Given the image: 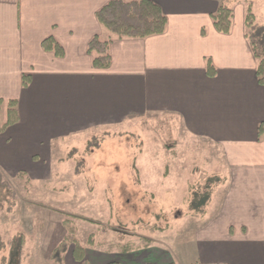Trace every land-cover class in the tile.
<instances>
[{"label": "crops", "instance_id": "crops-1", "mask_svg": "<svg viewBox=\"0 0 264 264\" xmlns=\"http://www.w3.org/2000/svg\"><path fill=\"white\" fill-rule=\"evenodd\" d=\"M110 1L0 0V114L5 123L7 102L16 100L20 118L0 133V174L48 180L53 165L68 159H56L60 147L83 135L124 134L147 116L169 118L187 137L220 149L232 169L230 183L222 178L213 191L228 185L225 198H212L203 218L190 216L200 226L195 263L264 264V86L246 35V5L232 1L225 35L212 20L225 0H150L167 17L164 34L114 39L110 68L98 70L87 46L96 35L108 38L96 13ZM50 37L63 57L44 51ZM83 248L87 264H175L166 246L123 256ZM73 250L65 264H81Z\"/></svg>", "mask_w": 264, "mask_h": 264}, {"label": "rangeland", "instance_id": "rangeland-1", "mask_svg": "<svg viewBox=\"0 0 264 264\" xmlns=\"http://www.w3.org/2000/svg\"><path fill=\"white\" fill-rule=\"evenodd\" d=\"M241 2L259 26L254 38L264 44V0ZM107 39L104 33L102 40ZM174 127L169 118L147 116L130 124L128 133L82 134L84 139L60 147L56 159L72 161L54 164L51 179L23 173L8 179L12 192L0 186V264H56L51 255L69 227L82 247L106 255L123 256L128 248L153 244L166 246L175 264H196L200 226L186 200L215 190L214 177L230 183L232 169L220 149ZM227 188L217 191L213 202L224 199ZM17 236H22L21 249L12 247Z\"/></svg>", "mask_w": 264, "mask_h": 264}, {"label": "trees", "instance_id": "trees-1", "mask_svg": "<svg viewBox=\"0 0 264 264\" xmlns=\"http://www.w3.org/2000/svg\"><path fill=\"white\" fill-rule=\"evenodd\" d=\"M233 0H225L221 2L218 11L212 15V20L215 29L221 34H230L233 25V8L231 6ZM98 23L108 33V39L102 40L99 35L94 36L87 46V53L93 58L94 67L98 70H107L112 64L110 54L111 43L114 39H145L151 36L162 35L166 31L168 20L158 5L150 0H114L107 3L96 13ZM247 37L249 38L254 56L258 61L256 75L258 81L264 86V44L254 38L253 33L258 30L255 18L248 10L246 16ZM205 33V31H204ZM42 47L46 52H52L56 57L61 58L64 55L63 48L52 37L46 39L42 43ZM207 73L209 76H214L216 69L211 60L207 63ZM25 78V77H24ZM29 77H26L24 86L28 85ZM4 102L0 101L3 105ZM20 118L18 113V102L11 100L7 102V120L4 123L3 117L0 114V133L5 132L9 127L18 124ZM264 134V124L259 126L260 137ZM81 163L77 164L75 174L80 175ZM169 167L166 169L168 172ZM219 178L214 177L211 183L215 188L219 185ZM0 186L6 187L8 192H12L10 184L4 180L0 174ZM212 190H207L204 193H195L194 199H187V205L190 208V213L194 217L203 218L206 215V209L209 206L212 196ZM14 197V194H11ZM69 235L65 241L60 243L53 251L51 258L56 264H65V257L73 247V256L76 261L81 264H87L83 261L85 258V249L78 243L75 238V230L73 227L68 228ZM90 243L93 244V239L90 238ZM13 249H21L23 247L22 236H17L12 243ZM3 245L0 243V250ZM128 248V247H124ZM127 250V249H125ZM123 251L126 254L130 252ZM110 264H120L119 262H111Z\"/></svg>", "mask_w": 264, "mask_h": 264}]
</instances>
